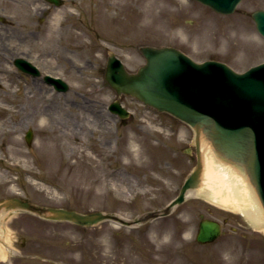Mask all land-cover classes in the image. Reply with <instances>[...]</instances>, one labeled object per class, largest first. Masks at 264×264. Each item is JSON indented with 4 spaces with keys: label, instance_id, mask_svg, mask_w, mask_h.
<instances>
[{
    "label": "rangeland",
    "instance_id": "obj_1",
    "mask_svg": "<svg viewBox=\"0 0 264 264\" xmlns=\"http://www.w3.org/2000/svg\"><path fill=\"white\" fill-rule=\"evenodd\" d=\"M148 4L157 6V30L144 25ZM261 7L264 0H241L222 14L197 0H0V201L19 196L129 218L168 205L197 163L194 129L117 95L104 77L107 57L115 52L132 72L145 62L141 45H172L242 72L264 61V36L250 15ZM17 56L70 88L16 68ZM115 99L131 115L111 113ZM201 214L223 224L212 243L195 239ZM0 225L15 252L3 245L0 264H264V231L200 196L132 227L109 219L85 227L21 209L0 213Z\"/></svg>",
    "mask_w": 264,
    "mask_h": 264
},
{
    "label": "water",
    "instance_id": "obj_2",
    "mask_svg": "<svg viewBox=\"0 0 264 264\" xmlns=\"http://www.w3.org/2000/svg\"><path fill=\"white\" fill-rule=\"evenodd\" d=\"M59 5L61 0H50ZM218 12L231 13L240 0H199ZM257 29L264 36V9L251 12ZM146 62L137 71H129L123 61L111 52L108 56L105 79L117 94L132 95L160 111H166L189 124L195 131L197 162L185 180L179 194L163 209L150 211L133 220L115 212L96 210L81 212L65 207L41 206L20 197L0 201V212L25 209L40 216L71 221L81 226L96 225L105 220L132 226L167 215L182 203L189 189L201 183L204 169L201 142L209 143L216 156L236 167L247 177L264 211V62L238 72L219 60L197 62L174 46L140 47ZM16 64L34 76L40 69L31 61L19 57ZM58 90L69 89L67 81L50 74L44 76ZM110 109L122 117L129 110L119 100ZM33 129H28L30 143ZM203 216V215H202ZM196 238L200 242L215 240L222 232L221 222L203 218Z\"/></svg>",
    "mask_w": 264,
    "mask_h": 264
},
{
    "label": "bare ground",
    "instance_id": "obj_3",
    "mask_svg": "<svg viewBox=\"0 0 264 264\" xmlns=\"http://www.w3.org/2000/svg\"><path fill=\"white\" fill-rule=\"evenodd\" d=\"M143 21L146 27L157 30L156 4L153 6L148 4L145 7ZM4 131L7 130L1 129L2 133ZM206 150L201 183L198 187L189 189L187 196L204 197L221 207L230 209V211H236L243 215L253 228L264 231V211L245 174L220 160L210 145ZM6 237L7 234L3 230V226L0 225V239L6 242ZM3 245L0 241V258L2 260L6 255Z\"/></svg>",
    "mask_w": 264,
    "mask_h": 264
}]
</instances>
